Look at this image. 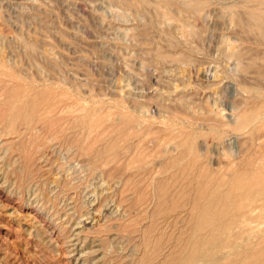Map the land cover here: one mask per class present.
I'll return each mask as SVG.
<instances>
[{"label":"rangeland","instance_id":"374dc122","mask_svg":"<svg viewBox=\"0 0 264 264\" xmlns=\"http://www.w3.org/2000/svg\"><path fill=\"white\" fill-rule=\"evenodd\" d=\"M135 1L0 0V264H140L167 236L161 264L190 216L153 219L157 183L184 168L176 144L205 153L191 186L243 159L219 126L264 93L241 66L264 45L227 10L242 0H209L202 18L172 0L167 19Z\"/></svg>","mask_w":264,"mask_h":264},{"label":"bare ground","instance_id":"6f19581e","mask_svg":"<svg viewBox=\"0 0 264 264\" xmlns=\"http://www.w3.org/2000/svg\"><path fill=\"white\" fill-rule=\"evenodd\" d=\"M136 2L142 8H155L157 17L164 19L172 16V8L176 4L172 0H138L135 5ZM208 3L209 0H180L176 5L183 10L194 12L200 18ZM231 4L227 10L232 21L248 34H254L259 43L264 45V0H242L238 5L235 2ZM162 8L164 10H161ZM175 9L178 8L175 6ZM161 56L159 58L164 60ZM237 58L242 61V56ZM247 62L241 65L245 70H255L257 75L264 76V54L258 59H251L248 64ZM250 95H253L255 104L251 109L246 106L244 116H240L236 122H219V126L231 129L234 135L243 139L241 146L244 151L240 163H235V160L228 161L230 159L223 162L221 167L224 169L220 176L218 174L219 177H216L218 181H214L213 177L211 180L208 177L211 175L207 176L204 168H199L197 175L194 172L193 175L190 174L194 177L191 178L194 184H186L185 178L189 168L194 171V166L203 163L206 158L202 161L203 154H199L200 148L198 149L196 140L190 138L185 141L183 136V139L179 137L178 140H181L176 144L180 152L178 159L184 168L176 175L175 183H157V202L153 219L166 217L174 209L189 206V224L187 230L182 229L181 234L171 244L170 252L161 264H264V93L252 90ZM131 121L133 122V119ZM133 123L140 129L139 122ZM170 125L173 126L172 123ZM190 177L187 179L190 180ZM166 237L150 239L153 241L149 243L150 252L139 263L153 262L164 245L170 241Z\"/></svg>","mask_w":264,"mask_h":264}]
</instances>
